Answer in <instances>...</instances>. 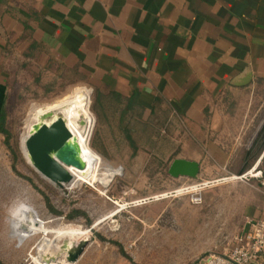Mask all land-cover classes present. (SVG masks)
<instances>
[{
    "label": "rangeland",
    "instance_id": "1",
    "mask_svg": "<svg viewBox=\"0 0 264 264\" xmlns=\"http://www.w3.org/2000/svg\"><path fill=\"white\" fill-rule=\"evenodd\" d=\"M32 5L39 2L0 3V103L10 134L7 139L0 133V262L53 264L40 257L54 259L58 251L41 245L51 246L60 227L87 229L74 240L87 237V245L108 246L133 264H194L205 253L229 251L248 227L249 207L263 200L253 179H223L237 175L243 154H229L230 168L222 167V156L207 153L209 146L170 107L161 106L156 114L144 115L136 106L124 112L127 101L115 97L105 77L89 72L78 57H62L58 42L43 38ZM259 85L256 100L262 105L264 80ZM76 86L92 90L96 122L90 146L116 170L106 187H59L35 170L20 144L31 108ZM263 129L264 120L258 133L262 140ZM252 154H246V161ZM179 156L198 158L196 177L168 174ZM195 183L200 187L175 191Z\"/></svg>",
    "mask_w": 264,
    "mask_h": 264
},
{
    "label": "crops",
    "instance_id": "2",
    "mask_svg": "<svg viewBox=\"0 0 264 264\" xmlns=\"http://www.w3.org/2000/svg\"><path fill=\"white\" fill-rule=\"evenodd\" d=\"M37 1L31 15L43 38L105 77L115 97L144 115L170 107L207 153L222 156V167L230 166L229 154H243L237 175L264 169V104L256 100L264 80V0ZM257 185L263 200L249 207L247 224L262 215ZM120 253L92 242L73 264H133ZM252 264H264V252Z\"/></svg>",
    "mask_w": 264,
    "mask_h": 264
},
{
    "label": "bare ground",
    "instance_id": "3",
    "mask_svg": "<svg viewBox=\"0 0 264 264\" xmlns=\"http://www.w3.org/2000/svg\"><path fill=\"white\" fill-rule=\"evenodd\" d=\"M91 91V88L89 89L85 86H76L69 93L53 100L51 103H48L46 105L44 104V106H35V108L32 107L25 120V124L23 127L24 131L20 137V144L25 154L24 156H26V160L33 165L30 156L25 149L26 137L30 133H33L35 131L36 126L42 123L49 124L59 116L63 118L68 130L70 131L69 143L75 146L78 157L83 163V166L81 168H76L71 165L68 166L73 179L71 182L64 184V186L69 189L75 188L82 183H88L92 186H94L95 184H100L103 187H106L111 177L116 173V170L113 169V167H111L109 164H107L105 160L100 156V154L90 146V138L96 122L95 116L91 110ZM47 114H49L48 117L44 118V116ZM234 178H236V176L232 175L230 177L225 176L223 179L226 180ZM198 186L199 184L195 183L193 185L191 184V186L188 187H181L179 189H176L175 191L177 193H181L182 191L185 192L197 189ZM159 195L165 197L167 196V193H162ZM87 232V229L75 227H60L56 229L54 232L55 238L51 241L52 247L49 243H43V245H41V249L45 248V250L47 251L48 249L53 248V250L58 251L59 255L55 256L54 259L42 257L40 258L45 261H51L53 262V264H55L56 262L73 264L67 261L66 250L64 248H61V244H58V241L56 240L65 238L68 240L72 239L74 241V239L79 236H85ZM44 253L46 252L43 251L42 254Z\"/></svg>",
    "mask_w": 264,
    "mask_h": 264
},
{
    "label": "water",
    "instance_id": "4",
    "mask_svg": "<svg viewBox=\"0 0 264 264\" xmlns=\"http://www.w3.org/2000/svg\"><path fill=\"white\" fill-rule=\"evenodd\" d=\"M48 115H45L44 118ZM69 138L70 131L63 118L59 116L49 124L42 123L36 126L35 131L30 133L25 140V149L35 170L59 187H63L73 179L68 166L76 168L83 166L75 146L69 143ZM167 171L172 177L194 178L198 174L199 163L176 157L171 161ZM87 243L88 238L83 237L74 241L65 239L60 246L66 250L67 261L74 263L82 254Z\"/></svg>",
    "mask_w": 264,
    "mask_h": 264
},
{
    "label": "built area",
    "instance_id": "5",
    "mask_svg": "<svg viewBox=\"0 0 264 264\" xmlns=\"http://www.w3.org/2000/svg\"><path fill=\"white\" fill-rule=\"evenodd\" d=\"M264 137V129H263ZM240 180L253 179L264 192V169L252 167L240 175ZM212 182V181H210ZM235 243L225 253L209 252L195 259L194 264H252L264 252V206L262 215L248 221L247 229L235 238Z\"/></svg>",
    "mask_w": 264,
    "mask_h": 264
},
{
    "label": "trees",
    "instance_id": "6",
    "mask_svg": "<svg viewBox=\"0 0 264 264\" xmlns=\"http://www.w3.org/2000/svg\"><path fill=\"white\" fill-rule=\"evenodd\" d=\"M2 1L3 0H0V3ZM115 95H118V94L115 93ZM132 105H133L132 101L129 100L127 105L125 106V111L133 110L134 106H132ZM5 121H6V114H5L4 110H2V105H1V107H0V133L4 134L6 136V138L8 139L10 134H9L8 129L5 126ZM0 264H2V263L0 262Z\"/></svg>",
    "mask_w": 264,
    "mask_h": 264
}]
</instances>
